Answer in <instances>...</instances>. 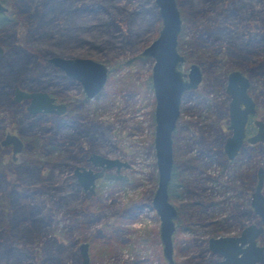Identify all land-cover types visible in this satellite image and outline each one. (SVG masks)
Instances as JSON below:
<instances>
[{"label":"rangeland","instance_id":"374dc122","mask_svg":"<svg viewBox=\"0 0 264 264\" xmlns=\"http://www.w3.org/2000/svg\"><path fill=\"white\" fill-rule=\"evenodd\" d=\"M235 1H212V8L204 11L201 17L209 18L212 23L219 21L218 19L229 18L232 13L229 16L228 13L230 9L232 10ZM252 2L260 10V15L264 16V5L257 0ZM150 3L154 5L153 0H64V10L50 16L48 23L40 27L41 32L53 29L55 31L53 35L56 36V30L65 27L68 20L87 23V28L78 29L87 40L80 43L73 39L61 40L57 42L58 49L65 54L56 55L86 56L104 62L109 68L105 89L98 97L81 103L79 112L67 118V121L75 120L77 128L61 127L54 135L59 139H66L65 135L69 132L89 125L92 137L86 144L84 153L73 149L70 154L74 158H79L83 154L86 156L88 152H96L126 160L129 166L123 168L122 172L128 175V179L121 181L99 178L95 181L93 194L83 193L71 174L73 166L69 165V162L75 165L83 161H74L70 158L66 160V153L58 159L65 157L67 163L62 161L63 163L59 162L54 166L50 178H35L33 174L24 175L32 171L33 165H23L21 180L28 187L24 189L25 196L21 200V205L17 207L11 203L14 192L10 188H4L1 177L0 196L1 198L5 196L8 206L7 217L14 218L17 215L19 222L17 241L12 251L8 252L7 248L12 246L6 244L8 239L0 238V264L13 260V254L18 251H21V255L18 262L15 261L16 264H32L38 260V256L54 253V249L59 245L67 247L65 264H78L79 256L77 254L75 260L72 251L81 241L88 242L89 264H163L158 239V220L149 203L155 186L154 156L153 148L150 146L153 125L149 123L153 101L152 92L145 88V84L147 80L149 83L152 59L146 56L142 59L138 58L141 49L156 36L160 20L157 28L149 22L147 28L138 33L134 39L121 32L112 23V21L119 23L120 19L124 21V16L137 11L133 15L132 25L124 21L127 27L125 32L128 34L127 29L130 27L133 30L138 27V23L145 24L148 21L146 20L148 9L144 7H148ZM176 4L178 7L177 0ZM82 5H86L87 8ZM203 6L206 7V4L203 3ZM154 7L156 9L155 5ZM234 20L236 23V19ZM105 22L108 23L102 24ZM11 27L9 26L1 36L9 47L17 43ZM231 28L243 29L244 25L232 24ZM192 32V26L181 20L179 34L182 35V39H188ZM52 48L57 49V47ZM48 56L50 55L35 56V61L40 63L38 66L35 65L34 72L28 73L40 76L42 80L52 79L63 83L66 78L61 75L62 73L45 62ZM30 59H34V56ZM124 60H128L126 65H116ZM189 62L191 61L183 63L180 68L185 70ZM31 67L34 65H30ZM79 90L80 86L77 83L72 84L67 90L73 103H79L77 99ZM189 103L186 100L182 104L183 119L189 115ZM14 118L20 119L25 134H35V132L49 134L56 129V123L47 115L24 116L21 110H17L10 117L7 112L0 111V125L8 126ZM184 142V138L180 137L176 148L178 160L193 152V149L186 147ZM27 144L29 146L31 143ZM212 167H214L213 162L206 167L205 173L215 172L212 171ZM195 178L191 180V185L197 193V196H193L196 199L201 197V187H208L209 181H204L199 176ZM174 189V193H177L179 187L175 186ZM61 192L65 193V196L60 198L62 206L54 208L51 203ZM172 197L174 201H179L175 194ZM39 204L44 205L42 210L30 213V209H34ZM129 207L135 209L125 212L126 220L122 221L118 228L113 229L121 211ZM104 222L108 223L106 225L109 226L111 233H109V242L102 243L101 239L104 235L99 233V229L103 231ZM139 235L143 238L137 239ZM188 235L184 233L183 237ZM176 250L173 257L174 264H198L197 257H193L197 252L196 246L187 245V242L181 240ZM200 257L199 264L210 260L207 251H202ZM44 264L54 263L46 260Z\"/></svg>","mask_w":264,"mask_h":264},{"label":"trees","instance_id":"16d2710c","mask_svg":"<svg viewBox=\"0 0 264 264\" xmlns=\"http://www.w3.org/2000/svg\"><path fill=\"white\" fill-rule=\"evenodd\" d=\"M1 1L5 2L9 9L6 13L0 12V43L8 50V55L5 56L7 63L10 62L8 65L11 64L16 68L19 66L20 73L17 81L23 80L21 83L24 85H31L30 83L25 82L26 78L31 76V74L28 73L30 72L28 70V66L34 65V67L31 68V72H34L35 65L38 66L40 63V61H35V56L41 57L42 54H65L64 51L58 49L59 47L57 42H61V40L73 39L78 43L87 40L82 36V33L78 31V29L84 30V28H87V23L83 22H80V24L76 21L68 20L65 27H61L56 30V36L53 35L55 33L53 29H48V32H41L39 30L45 23H48L47 21L50 19V16L64 10V0ZM212 1L214 2L215 0H177L181 20L184 23L191 25L193 29V32L188 36V39H182V35H178L177 47L183 53L186 61L197 62L203 72V78L199 88L188 93L189 97L187 100L190 102L189 108L204 113L205 116L209 117L211 120L207 123V125L209 126L210 123H213L217 128L219 126V114L225 111L224 98L223 95L220 94L225 71L230 67H238L251 75L264 74V16L260 15V10L254 6L252 2L253 0H236L231 7L232 10L230 9V13H228V16L232 13L229 18L225 17V19H218L219 21L212 23L209 18L203 19V17H201V14H203L204 11L206 12L212 8ZM257 1L264 5V0ZM203 3L206 4V7L203 6ZM82 6L86 7V5ZM144 9H148V16L146 17V20L148 21L145 24L138 23V27H135L133 30L130 27L127 29L128 34L125 32V28L127 27L125 26L124 21H127V23L132 25L133 15L136 14L137 11L129 16H124V21L120 19L119 23H115L113 21L112 23H114L121 32L129 37L131 36V39H134L138 33H141L147 28L149 22L152 25L154 24L153 27L155 28H157L159 24V18L154 5L150 3V5L148 7H144ZM234 19H236V23ZM108 22L102 24H106ZM238 23H242L244 28H231L232 24L238 25ZM9 26H12L11 28H13L12 30L17 42L15 46L11 47H9L8 43H5V41L1 38L2 33L6 32ZM52 47H57V49ZM11 49L14 50L10 51ZM33 56L34 59H30V57ZM138 58L142 59L144 57L140 54L138 55ZM127 62L128 60L120 61L116 65L123 66L126 65ZM35 80H38L37 83L35 82V87L49 90L53 87L49 86V79L42 80L40 76H35ZM145 85L146 89H150L148 80ZM79 110L80 108L71 104L66 114L53 118L56 123V129L53 133L44 134L39 139L35 137V150L39 151V153L43 155L42 158L35 156L34 160L32 157L29 158L28 154L23 155V160L25 159V162H35V168H32L33 173H31L32 171L30 172L33 175L35 172V178H50L52 167L54 165L62 161L67 163V161H65V157H62L61 160L58 158L66 153L64 150H66V146L69 142L78 146L83 145L86 147L90 137H92V133H90L91 127L89 125L85 128H79L80 130L77 129L73 132H69L65 135L66 139H59L54 135L61 127L71 129L77 128L76 121H67V118L71 115L75 116ZM212 112L213 114H211ZM211 115L213 116L211 117ZM180 134H182V130L181 125L178 123L172 134L174 162L171 170V177L172 179L177 178L178 182H181L180 189H182L184 193L188 191L185 194H188L190 197L195 192H192L194 186L191 185L193 177L190 176V173L204 172V168L202 166L204 159L201 157L210 158L213 156H219V154L213 155L215 147H210L207 144H200L198 146L201 154L200 159L196 158L194 155H189L186 159H184V163L181 169H179L177 167L178 155L176 148ZM218 149L219 146L216 150ZM56 156L59 157L57 158ZM67 158L69 159L68 153L66 160ZM72 163L73 162H69V165L71 166ZM12 172V177L8 175L5 182V179L3 178V168L0 166V178L2 177L4 188L12 189L14 196L11 203L18 207L22 203L21 200L23 196H25L24 189L27 188V186L21 180V177H23L20 175V173H22L21 168ZM24 175H27V172ZM195 195L197 196V193H195ZM64 196L65 193L61 192L53 199L51 205L54 208L62 206L60 198H63ZM194 197L188 201L177 204V225L182 224L184 228H187L189 223L200 221L197 219L200 214L203 215L202 218L204 216L207 218L209 217L210 214H203L202 212L199 213L198 210V208L202 207V205L206 209L209 208L207 205L209 198L201 196L203 198L197 197L195 199ZM43 206V204L36 205L34 209H30V213L33 211L36 213L41 211ZM7 207L5 196L4 198L0 197V238L8 239L6 244H9V246L12 245L7 248L8 252H10L13 250V245H15L17 241V223L19 222V219L17 215L14 218L10 216L7 217ZM62 208L65 210L64 207ZM134 209L135 207H129L128 209L121 211L115 221L116 223L113 226V229L118 228L120 223L126 220L127 217L125 216V212L133 211ZM182 215L185 216V218H183ZM106 224L108 223L104 222L102 232L101 228L99 229V233L104 235V238L101 239L102 243L106 241L109 242L108 240H110L109 233H111V231L109 230V226L107 227ZM136 238H143V236L139 235ZM142 241L145 240L142 239ZM66 248L67 247L65 245H59L54 249V253H51L50 255L38 256V260H35L32 264H44V261L46 260L54 264H65L67 257ZM20 255L21 251L13 254V260H8L6 264H16ZM72 255L76 260V249L72 251ZM36 257L37 256L35 255V258ZM200 258V256L197 257V262L201 260ZM161 261L163 264H166L163 259H161Z\"/></svg>","mask_w":264,"mask_h":264},{"label":"flooded vegetation","instance_id":"af4514ba","mask_svg":"<svg viewBox=\"0 0 264 264\" xmlns=\"http://www.w3.org/2000/svg\"><path fill=\"white\" fill-rule=\"evenodd\" d=\"M1 2L7 8V10L3 12L5 13L8 12L9 9L8 5L3 1ZM13 50L14 49H11L10 51ZM7 55H8V50L0 43V111H4L5 113L7 112L10 117H12V115H14V112H16L17 110H21L24 116L35 117V115L37 116L47 115L49 116V119L53 121L54 117L66 114L71 104L79 108L81 103L89 99L98 97L103 93L105 89L106 79L101 89L93 96L88 97L83 92L82 87L77 80L67 77L63 73V71H61L56 66L46 61L45 62L48 65L53 67L56 71L62 73L61 75L66 78V81L60 83L58 81H53L52 79L49 80L48 81L49 86H53L52 89L49 90L45 88L35 87V82L37 83L38 80L36 81L35 76L31 75L28 76V78H26L25 81L30 83L31 85H24L21 83L23 80L17 81L20 73L19 66L16 68L13 67L11 64L8 65L10 62L7 63L5 57ZM186 62L188 61H186L184 57L183 63ZM191 62H195V61H191ZM31 68L30 66H28V70L30 72L32 71ZM232 70H238L241 73V75L245 78L246 85L244 88V94L248 98V100H250L252 110L246 113V117L243 124V136L241 138L240 144L238 145L236 150H234V152L230 156H228L224 151L223 143L225 139L231 136L232 134L231 128L227 127L230 118L229 102L232 97L228 92L225 91V85L227 82V77H226L227 73ZM108 73H109V68L107 67V76ZM202 78H203V72H202L201 80L197 84V86L194 89L186 90L183 92L179 106V114L174 129L176 128V125L178 123L181 125V130L184 137L181 136L182 134H180V137L184 138L185 141L184 144L186 145V147L193 149L192 154H188L187 156H183L181 159L177 160V164H178L177 167L179 169H181L184 163V159H186L189 155H194L196 156V158L200 159L201 154H200V150L198 149V146L200 144H207L210 147H215V150L213 151L214 152L213 155L219 154V156H213L210 158L201 157L202 159H204V163L202 164L204 168V172L190 173V176L193 177V179H196L195 177L199 176L200 179L204 181H209V186L208 187L202 186L201 187L202 189L200 190H201V196L209 198V200L207 201L208 202L207 205L209 206L210 209L209 208L206 209L202 205V207H199L198 210L199 213L202 212L203 214H210V215L208 218L206 216L202 218L203 215L200 214V216L197 217V219L200 221L189 223L187 225L188 229L184 228L182 224L180 225L176 224V218L178 216L177 204L192 199V197L195 195L196 192H194L193 189L192 192H194V194L192 196L189 197L188 194L186 195L185 193L188 191L184 193V191L180 189L181 182H178L177 178L172 179L171 177L172 174H170V179L168 184V199L172 202V204L176 209V214L173 218L174 229L171 234L172 258L176 254L177 251L176 249L179 242L183 240L187 242V245L190 246L192 245L197 247V252L193 257H199L202 251H207V253L210 256V260L202 264H230L228 262L221 263L224 257L218 252H215L208 247L207 241L209 237H218V236H226V235L237 236L239 235L240 231L244 226H247L248 224H254L256 227L261 228L254 236V242L256 245H260L264 247V221H262L260 215L254 211L250 203L251 192L254 190L258 182L257 171L259 168H261L262 176H261L259 191L262 195L263 204H264V129H262V131L260 132L258 129L259 125L257 123V122L264 123V74L251 75L248 72L238 67H230L225 71L222 89L220 93L223 95L224 98L225 111L219 114L218 117L219 126L217 128L213 123H210V125L208 126L207 123L211 121L210 118L205 116L204 113L198 112V110H192L191 108H189L190 112L188 117L186 119L182 118V104L189 97L188 93L190 91L199 88ZM75 83H77L80 86V90L78 91L79 96L77 97L79 103H73L72 101H70L72 100V98L70 97V94L67 92V90L72 86V84ZM148 84L150 87V91L152 92L150 82ZM238 85L239 84L237 83V86ZM17 90L22 92H32L35 90L44 91L48 96L52 98L53 103H62L64 109L60 113H55L53 111H37L31 113L27 109V105L30 101V98L29 97L16 98L18 94L16 93ZM152 101L154 104L153 95H152ZM238 107L244 108V103L239 101ZM149 114H150L149 123L150 125H153L152 111H150ZM211 114H213V112ZM212 116L213 115H211V117ZM42 133L43 132H41L40 134L37 132H35V134H25V130L23 126L20 124V119L18 118L12 119L11 123L8 126L0 125V166L1 168H3V175H4L3 178L5 179V182L8 178V175L12 177L13 175L12 171L14 170L16 171L17 169L22 168L23 165L32 164L33 168H35V162L34 163H31L32 161L29 163L25 162V159L23 160V155L28 154L29 158L32 157L34 160H35V156L38 158L43 157V155L40 154L39 151L35 150L36 147L35 137L39 139L41 136L44 135L45 132L43 134ZM8 135H13L16 137L17 140H19L20 145L18 150L13 152L12 149L13 142L11 140L5 139L6 136ZM26 137H28V139ZM29 142L31 144L28 146L27 143ZM150 146H152V137L150 139ZM218 146L219 149L216 150ZM85 148L86 147H84L83 145L78 146L75 145L74 143L69 142L68 145L66 146V150H64L66 153H68V156L71 160L74 159V161H79V160L83 161V163H77L75 165H71L73 166L71 169V174L74 177V179H75V175L73 173V170L76 166L78 167V170H80L81 167L90 168L92 171H97L100 169L99 166L93 165L91 161L87 159L90 152H88L86 156L84 154L81 155L79 158H74L70 154V152L74 151L73 149L80 151L81 153H84ZM56 157L58 158L59 156ZM172 157H173V141H172ZM211 162H213L214 164V167H212L211 169L212 171L215 172H213L212 174L205 173L206 167L210 166ZM153 164H154V160H153ZM128 166H129V162L127 166H122V165L119 166V169L117 171L120 174L125 175L126 176L125 179L105 178L103 177V175H100L99 177L94 179L93 189L91 191L87 188L83 189L80 185L79 186L83 193L93 194L95 181L99 178L110 179V180L118 179L121 181H126L128 179V175L123 173L122 169ZM103 172H116V168L115 166H112L110 168H105ZM27 174H31V173L27 172ZM155 178H156V174H155ZM175 186L179 187L177 193H174ZM173 194H175L179 198V201L173 200L172 197ZM153 214L158 220V217L155 214V212ZM182 217L185 218V216L183 215ZM175 229H176V233H175ZM199 229L201 230L200 232ZM184 233L189 234L188 237H183ZM245 244L246 243H244L243 246ZM87 250H88V242H87ZM160 253H161V246H160ZM174 262L175 261L173 258L172 264H174ZM199 263L200 261H198V264ZM255 264H264V259L256 260Z\"/></svg>","mask_w":264,"mask_h":264},{"label":"water","instance_id":"95a60500","mask_svg":"<svg viewBox=\"0 0 264 264\" xmlns=\"http://www.w3.org/2000/svg\"><path fill=\"white\" fill-rule=\"evenodd\" d=\"M153 3L157 9L160 25L156 36L140 51L141 55L152 59L149 82L154 100L152 148L156 178L149 203L158 217V239L161 255L167 264H172L171 234L174 229L173 218L176 209L168 199V184L173 163L171 134L178 118L181 96L184 91L194 89L197 86L201 80L202 71L196 62L188 63L186 70L180 68L184 62V56L177 47L181 17L176 0H153ZM6 10V6L0 1V12ZM45 61L63 71L67 77L77 80L88 97L93 96L101 89L107 76V65L91 57L53 54L46 57ZM226 77L225 91L232 97L229 102L230 118L227 127L231 128L232 134L225 139L223 148L226 154L230 156L240 144L246 113L252 110V107L250 100L244 94L246 84L241 73L238 70H232L227 73ZM17 91L16 98H30L27 109L31 113L37 111L60 113L64 109L62 103H53L52 98L44 91ZM239 101L244 103V108L238 107ZM257 123L261 132L264 129V123ZM5 139L13 142V152L19 149L20 142L15 136L8 135ZM87 159L93 165L99 166L100 169L92 171L90 168L81 167L80 170L77 166L74 168L75 180L83 189L87 188L91 191L94 179L100 175L105 178H126L125 175L117 172L119 166L128 165L126 160L96 152H90ZM112 166H115L116 172H103L105 168ZM257 174L258 182L251 192L250 203L254 211L264 221V204L259 191L262 176L261 168L258 169ZM260 229L254 224H248L242 228L237 236L209 237L207 244L211 250L224 257L221 263L255 264L256 260L264 259V247L256 245L254 242V236ZM244 243L246 244L243 246ZM77 251L79 255L78 264H88L87 242L78 243Z\"/></svg>","mask_w":264,"mask_h":264}]
</instances>
